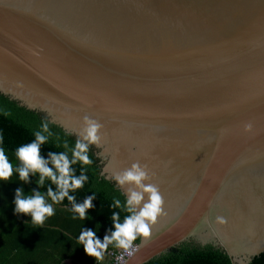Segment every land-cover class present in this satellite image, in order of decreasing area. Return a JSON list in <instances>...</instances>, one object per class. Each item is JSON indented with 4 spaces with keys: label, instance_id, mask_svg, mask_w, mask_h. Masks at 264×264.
Here are the masks:
<instances>
[{
    "label": "water",
    "instance_id": "obj_1",
    "mask_svg": "<svg viewBox=\"0 0 264 264\" xmlns=\"http://www.w3.org/2000/svg\"><path fill=\"white\" fill-rule=\"evenodd\" d=\"M0 93L100 161L142 264L264 252V0H0Z\"/></svg>",
    "mask_w": 264,
    "mask_h": 264
},
{
    "label": "trees",
    "instance_id": "obj_2",
    "mask_svg": "<svg viewBox=\"0 0 264 264\" xmlns=\"http://www.w3.org/2000/svg\"><path fill=\"white\" fill-rule=\"evenodd\" d=\"M100 161L40 113L0 93V264H99L121 238L139 242L124 194ZM142 264H232L182 243ZM248 264H264V252Z\"/></svg>",
    "mask_w": 264,
    "mask_h": 264
},
{
    "label": "built area",
    "instance_id": "obj_3",
    "mask_svg": "<svg viewBox=\"0 0 264 264\" xmlns=\"http://www.w3.org/2000/svg\"><path fill=\"white\" fill-rule=\"evenodd\" d=\"M136 251V245L128 240H121L119 246L115 249L108 250L106 253L108 258V264H123L129 257H131ZM65 264H74L68 262Z\"/></svg>",
    "mask_w": 264,
    "mask_h": 264
},
{
    "label": "clouds",
    "instance_id": "obj_4",
    "mask_svg": "<svg viewBox=\"0 0 264 264\" xmlns=\"http://www.w3.org/2000/svg\"><path fill=\"white\" fill-rule=\"evenodd\" d=\"M128 240V241H130L131 243H133V244H137V243H134V242H132L131 240H129V239H127V238H121L118 242H117V244H116V246L114 247V248H111V249H115L117 246H119V243H120V241L121 240ZM111 249H108V250H111ZM108 250L107 251H105L104 253H103V255L101 256V258H98V260H99V264H108V258H107V255H106V253L108 252ZM136 250H137V245H136ZM136 252V251H135ZM135 252H134V254H135ZM133 254V255H134ZM132 255V256H133ZM103 256H105V259L104 260H102V257ZM131 256V257H132ZM131 257H129L128 259H130ZM128 259L123 263V264H125L127 261H128Z\"/></svg>",
    "mask_w": 264,
    "mask_h": 264
},
{
    "label": "crops",
    "instance_id": "obj_5",
    "mask_svg": "<svg viewBox=\"0 0 264 264\" xmlns=\"http://www.w3.org/2000/svg\"><path fill=\"white\" fill-rule=\"evenodd\" d=\"M104 259H105V256L102 257V260H104Z\"/></svg>",
    "mask_w": 264,
    "mask_h": 264
}]
</instances>
